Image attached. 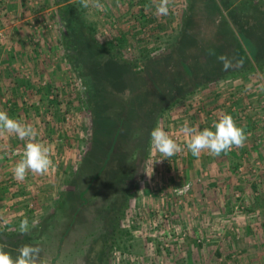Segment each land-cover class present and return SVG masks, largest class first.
Listing matches in <instances>:
<instances>
[{
  "label": "rangeland",
  "instance_id": "374dc122",
  "mask_svg": "<svg viewBox=\"0 0 264 264\" xmlns=\"http://www.w3.org/2000/svg\"><path fill=\"white\" fill-rule=\"evenodd\" d=\"M75 1L0 0V110L35 126L36 142L50 146L55 165L18 181L13 169L26 141L0 136V246L14 257L25 244L38 246L42 264L264 258V115L256 131L255 119L244 115L264 113V0H172L169 14L159 16L152 0H100L103 11L90 5L84 12L95 26L96 46L77 29L73 39L65 38L71 28L59 7ZM104 47L122 59L98 57ZM201 50L207 60L209 51L227 54L254 71L197 88L185 79L179 98L160 113L156 86L161 91L163 85L152 76L150 60L162 57L165 71L170 56L179 69L182 52L188 60ZM206 59V76L239 72L240 65L223 71L220 61ZM97 74L103 85L91 78ZM176 92L164 91L169 98ZM246 100L254 106L238 109ZM225 114L249 134L245 145L219 157L193 156L179 131L184 121L202 130ZM116 124L111 134L107 128ZM126 125L127 139L119 137ZM157 126L179 137L184 151L160 161L150 137ZM116 141L117 161L110 165ZM100 163L110 166L106 173L98 174ZM183 185L189 192L178 197ZM25 217L30 231L21 234Z\"/></svg>",
  "mask_w": 264,
  "mask_h": 264
},
{
  "label": "clouds",
  "instance_id": "9594fccd",
  "mask_svg": "<svg viewBox=\"0 0 264 264\" xmlns=\"http://www.w3.org/2000/svg\"><path fill=\"white\" fill-rule=\"evenodd\" d=\"M171 2L172 0H152L155 7L154 14L158 16L168 15ZM81 4L85 8L91 5L98 10H104V5L100 3V0H81ZM218 59L223 65V71H229L234 66L242 64V61H234L227 54L219 56ZM179 131L188 138L186 141L187 150L197 157L205 151L219 157L222 153L227 154L235 148H242L249 135L242 126L237 125L230 114L223 115L213 123L212 128L202 130L190 126L189 121L185 120ZM5 134L14 135L19 140L26 141L22 158L15 164L13 169L15 179L24 181L29 173L44 175L54 169L55 165L50 146L36 142L37 128L31 123H24L11 118L6 111L0 110V136ZM150 137L153 150L158 151L163 157L160 161L169 159L184 151L181 144L160 126L151 131ZM187 187V185H183L177 188V194L183 195ZM36 224L37 221L33 220L31 227L34 228ZM19 231L21 234H27L30 231L27 217L20 222ZM41 252L40 247L25 244L17 250V255L14 257L0 246V264H42Z\"/></svg>",
  "mask_w": 264,
  "mask_h": 264
},
{
  "label": "trees",
  "instance_id": "16d2710c",
  "mask_svg": "<svg viewBox=\"0 0 264 264\" xmlns=\"http://www.w3.org/2000/svg\"><path fill=\"white\" fill-rule=\"evenodd\" d=\"M61 1H63V0H58L57 3H59V5H60ZM85 9L86 8L83 7L81 4V0L75 1L73 3H69L66 6L59 7L58 13H59L60 19L62 21H66L71 28V34L69 36L67 35L68 37H65V38L67 41H69L70 39H73L74 38L73 31L75 29H77L80 31L79 34H81L82 36H85L86 37L85 39L89 40L90 44L91 43L93 44L92 46H96L97 43L95 42V39H94V34L96 33V29H95L94 24H90L88 22V20H86V18L84 16ZM192 51L193 50H191V52ZM97 52H98L97 56L98 55H101V56L108 55L110 57L112 56V57H117V58L122 59L121 56L115 55V53L112 49L109 50V49H106L105 47L103 49H98ZM191 52H190V55L188 56V60H186V59L184 60V52H182V57H181L180 63H178V65H177V66H180L181 69L180 68L178 69L174 66H171L170 62L172 63V60H171L172 57L170 58V56H168L167 61H170V62L166 63L167 69L165 71H163L161 69L160 63L162 62V59H163L162 57L158 56V57L154 58L153 60H150L148 67H149V70H151L152 76L156 80H159V82H161L163 85V86L160 85L163 87V89H162L163 91L162 90L160 91L159 88L156 86L157 92H160L159 101L162 102V104H163L159 108L160 113H162V110H164L166 108V106H168V104L173 103L177 98H179V96L183 92V90H182L183 86L180 85V82L186 81L185 79L191 78V80L194 83L190 87H196L197 88V87H200L201 85L202 86L207 85L213 79H221V78L230 77V76L234 77V76H237L239 74L247 75V73L254 71L253 67H248V68L245 67L244 63L247 62V61H245L244 63L240 64V67H239L240 69L238 70L239 71L238 73L221 74L222 76L221 75L206 76L204 74L205 64L201 62V60L206 59L205 58V52L203 50H201V53L197 54L198 56L193 55V54L191 55ZM209 54L211 56H209L208 60L206 59V61L211 62L212 59H214V62L216 64L219 61L218 57L213 55L210 51H209ZM214 54L219 55L218 53H214ZM256 54L259 56V54H261V53H259V54L256 53ZM98 60H99V58H98ZM194 62H198L200 64L198 66V68L193 66ZM188 66L190 67V69H188ZM193 67L195 68L196 71L193 69ZM258 69H260V68H258ZM232 71H234V70H232ZM260 72H261V69H260ZM131 76H133V75H131ZM91 78L94 80V82L99 81V83H101V84L103 82V79L99 80L100 78H98V74L95 76L91 75ZM165 90H176L177 92L175 95H173L172 97L169 98L168 93H164ZM190 93H192V92H190ZM13 112H14V110H13ZM127 126L128 125H126V128L123 127L122 129L119 130L120 131L119 137L122 136L121 133H123V135H127L129 137L132 135L131 130ZM131 127H133V125H131ZM133 133H135V131ZM116 225H117V223H116ZM119 226H120V224L118 222V227ZM118 227H116V228H118ZM14 235H15L14 233L5 235L6 243H10L9 240H12V237H14ZM106 243H108V240L106 241ZM103 253L105 255L104 256V263H105V258H108L109 255L112 253V244H111V246L109 245L108 248L103 251ZM101 257H103V255Z\"/></svg>",
  "mask_w": 264,
  "mask_h": 264
},
{
  "label": "crops",
  "instance_id": "0c3cea01",
  "mask_svg": "<svg viewBox=\"0 0 264 264\" xmlns=\"http://www.w3.org/2000/svg\"><path fill=\"white\" fill-rule=\"evenodd\" d=\"M249 99V98H248ZM245 104H248V107L250 108V106L249 105H251V106H254L253 105V103L252 102H250V100H246V101H243L241 104H238L237 105V108L239 109V107L241 106V107H244V105ZM258 110L259 109H255V110H253V111H249V112H246V113H244V115H250V117H251V119H255L254 121V123L252 122V124H253V126H254V131H256L257 129L255 128L256 127V124L258 123L257 121V119H258V117H263L262 115H264V113L263 114H261V113H258ZM217 113H219V114H222L223 113V111L222 110H218L217 111ZM250 119V118H249ZM248 119V120H249ZM263 120H264V117L262 118ZM263 130H264V128H262ZM5 162V161H4ZM1 181H2V179H1ZM4 181H6V179L4 180ZM94 226H96V224L94 225ZM246 230H248L247 231V233L249 234L250 232V229L247 227V229ZM264 237V236H263ZM248 243H250V240L248 241ZM237 244V243H236ZM235 244V245H236ZM235 245H233V246H235ZM237 245H239V246H241L242 245V242H238V244ZM245 245V244H244ZM263 245H264V242H263ZM237 261H234L233 263L234 264H244V263H247V261L249 262V261H251L250 262V264H264V258H237L236 259ZM246 261V262H245Z\"/></svg>",
  "mask_w": 264,
  "mask_h": 264
},
{
  "label": "flooded vegetation",
  "instance_id": "af4514ba",
  "mask_svg": "<svg viewBox=\"0 0 264 264\" xmlns=\"http://www.w3.org/2000/svg\"><path fill=\"white\" fill-rule=\"evenodd\" d=\"M121 115V114H120ZM121 118H123V116L121 117ZM122 122V121H121ZM124 125V123L122 122V125H121V123H120V127H122ZM117 126V124L116 125H112V127H110V129L109 128H107V130L108 131H110L111 132V134H113V131H114V129H115V127ZM122 134V138H126L127 139V135H123V133H121ZM119 140V139H118ZM115 144H113V146H111L109 149H111V152L109 153L110 155H108V157H107V162L108 163H110V165H111V163H112V161H114V158H115V155H117L116 154V150H117V146H118V143H120V142H118V141H116V142H114ZM84 161H86V159H83V162ZM116 158H115V162H113L115 165H116ZM83 162H79L80 163V166H81V163L83 164ZM107 163V165H109ZM101 164V165H100ZM99 164V171H98V174H100V173H102V172H104V173H106L107 171H108V169H109V167L110 166H108V167H104V163L102 164V163H100ZM96 165H98V163L96 164ZM106 165V166H107ZM80 166H78V168H77V170L80 168ZM110 169H112V168H110Z\"/></svg>",
  "mask_w": 264,
  "mask_h": 264
},
{
  "label": "built area",
  "instance_id": "2783aa9c",
  "mask_svg": "<svg viewBox=\"0 0 264 264\" xmlns=\"http://www.w3.org/2000/svg\"><path fill=\"white\" fill-rule=\"evenodd\" d=\"M212 125H213V124H212ZM175 139H176V140H179V137H175ZM187 186H188V187L185 189L183 195H178V194H177V190H175L176 195H177L178 197H183L184 195H186V194L189 192V188H190V185H187ZM140 264H142V263H140Z\"/></svg>",
  "mask_w": 264,
  "mask_h": 264
}]
</instances>
